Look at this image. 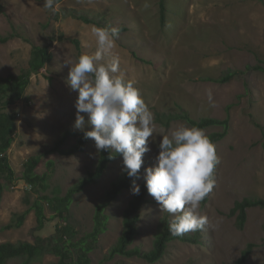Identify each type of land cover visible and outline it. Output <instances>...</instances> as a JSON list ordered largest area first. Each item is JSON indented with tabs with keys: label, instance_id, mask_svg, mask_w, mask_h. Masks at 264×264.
Segmentation results:
<instances>
[{
	"label": "rangeland",
	"instance_id": "374dc122",
	"mask_svg": "<svg viewBox=\"0 0 264 264\" xmlns=\"http://www.w3.org/2000/svg\"><path fill=\"white\" fill-rule=\"evenodd\" d=\"M160 0H57L58 11L43 7V0H1L0 75L19 74L27 68L33 45H46L52 41L53 60L31 77L24 97L10 110L17 112V130L8 151L15 180H4L5 191L0 206V227L28 208L26 198L37 197L22 179L24 163L31 156L53 146L69 132L64 148L74 145L84 131L74 128L78 90L67 83L70 63L74 64L82 53H94L92 36L94 23L67 15L73 9L100 20L108 28L118 27L120 32L113 54L120 59V74L132 80L140 89L154 116L156 133L149 138L150 151L143 156L142 172L155 163L163 132L168 134L180 124L192 126L183 119L165 125L157 121V114L186 110L194 119L229 116L226 136L216 143L219 163L215 171L214 187L206 204L201 203L202 215L209 218L210 226L199 233L200 242L171 240L165 255L155 263L140 257L116 255L107 258L111 247L124 230V210L134 196L131 189L124 190L106 208L108 229L100 235L96 247L89 253L91 264H234L249 243L253 247L244 264H264V208L247 209L243 228L237 224V215L230 210L237 200L245 197L264 198V71L251 69L264 64V0H165L166 23L161 25ZM72 38L79 39V51ZM249 66H251L250 69ZM235 74L227 81H218L228 72ZM211 89L216 107L209 105L207 90ZM85 120L87 113H82ZM92 125L86 124L85 130ZM207 135L222 132V125L204 129ZM94 139H89L84 151L72 155L54 152L42 158L38 172L48 171L53 160L48 193L64 195L99 160ZM123 156L110 163L97 183L88 185L75 195L68 223L82 238L94 228L95 210L112 183L122 174ZM141 209L139 233L132 247L151 250L165 219L172 218L162 212L156 200ZM50 218L45 227L35 230L34 211L21 227L4 229L0 242H35L42 236L50 242L57 226L66 221L52 218L54 214L46 204ZM77 258V252L74 253ZM55 254H46L33 264L57 262ZM14 259L8 264H19Z\"/></svg>",
	"mask_w": 264,
	"mask_h": 264
},
{
	"label": "trees",
	"instance_id": "16d2710c",
	"mask_svg": "<svg viewBox=\"0 0 264 264\" xmlns=\"http://www.w3.org/2000/svg\"><path fill=\"white\" fill-rule=\"evenodd\" d=\"M160 21L161 25L166 23V4L165 0H160ZM0 11L4 8L0 0ZM67 15L81 19L86 23H94L102 27H107L102 24L100 20H96L87 16L84 13H79L73 9H65ZM120 32V31H119ZM10 36H0V41L6 42ZM77 49L81 51L82 45L79 39L72 38ZM52 41L46 45H33L31 58L27 68L23 69L21 73L8 75H0V206L5 191L4 180H15L16 172L11 165L8 151L14 142V136L17 130V112L10 110V107L21 100L31 83L33 74L39 73L46 64L53 60L54 54L51 50ZM249 66L248 69H250ZM264 71L263 65H256L251 69ZM235 72H228L223 77L217 79L218 81H227ZM157 121L169 125L172 121L183 119L191 125H196L202 129L212 126L222 125L224 130L222 132L211 133L209 138L215 144L226 136L229 129V116L225 119L202 117L194 119L190 114L184 110L177 113H162L157 114ZM73 133H65L53 146H48L43 152H38L31 155L24 163V172L22 179L31 185L32 190L35 191L37 197L34 200L26 198L25 203L28 208L22 213H15L14 218L0 227V232L4 229H12L21 227L26 217L31 211L35 212L37 219V226L35 230H41L45 227L48 216L45 213L46 204H48L53 211L52 218H60L66 221L65 225L57 226L56 235L50 242H45L42 236H36L35 242L19 241V242H0V264H8L9 261L20 259L19 264H33L34 262L43 259L46 254H55L59 257L57 262L50 264H91L89 253L96 247L99 237L108 229V215L106 208L115 201L118 196L124 191L132 189L133 183L137 180L142 172V167L136 177H128L125 172L122 176L112 183V186L107 190L102 201L97 205L95 210V224L91 232L87 233L82 238L76 237L77 231L68 223L70 209L74 197L79 192L83 191L88 185L97 183L102 177L108 165L122 156V154H115L113 159H109V151L104 150L99 153V160L97 165L87 171L86 175L81 177L73 186H71L64 195L55 194L50 195L47 191L49 189L51 172L54 166L53 160L48 161V171L40 173L37 170L42 158L54 152H59L65 155H72L84 151L89 139H85L84 135L80 136L77 142L67 148L66 145L69 135ZM218 155V150L216 146ZM214 168L213 179L215 178ZM210 193L202 201L206 204L209 201ZM149 193L143 179L140 184L139 195H134L129 201L128 206L124 210V230L122 235L118 238L116 243L111 247L107 258H113L116 255L124 257H140L148 262L155 263L160 260L166 253L168 243L176 238L184 241L198 243L200 242L199 233H187L181 237L172 236L168 230V222L170 217L163 222L162 229L158 232L154 246L151 250H142L139 247H132L135 237L139 233L138 222L141 217V209L144 204L149 201ZM251 207L264 208V198L262 197H245L242 200H237L230 210V215H237V224L239 228H243L247 218V209ZM264 228V224H263ZM253 243H249L243 250L242 255L234 264H244L248 259L253 247ZM77 252L78 257H74Z\"/></svg>",
	"mask_w": 264,
	"mask_h": 264
},
{
	"label": "clouds",
	"instance_id": "9594fccd",
	"mask_svg": "<svg viewBox=\"0 0 264 264\" xmlns=\"http://www.w3.org/2000/svg\"><path fill=\"white\" fill-rule=\"evenodd\" d=\"M43 7L58 11L57 0H43ZM118 27L91 29L94 53H82L70 63L67 83L78 90L74 128L84 131L85 139H94L98 152L109 151V159L122 154V171L136 177L150 151L149 138L156 133L154 116L140 89L120 74V59L113 54L119 35ZM210 107L215 108L212 90H207ZM82 113L88 114L87 121ZM86 124L92 125L85 130ZM155 163L145 169L144 180L149 195L162 212L171 215L168 230L181 237L210 226L200 206L214 187L213 172L219 163L216 146L204 129L180 124L163 132ZM133 195L140 186L133 183Z\"/></svg>",
	"mask_w": 264,
	"mask_h": 264
}]
</instances>
